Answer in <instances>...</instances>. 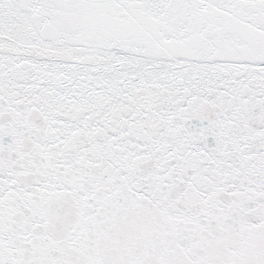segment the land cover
<instances>
[{"label":"snow or ice","instance_id":"6c2138e0","mask_svg":"<svg viewBox=\"0 0 264 264\" xmlns=\"http://www.w3.org/2000/svg\"><path fill=\"white\" fill-rule=\"evenodd\" d=\"M0 264H264V0H0Z\"/></svg>","mask_w":264,"mask_h":264}]
</instances>
